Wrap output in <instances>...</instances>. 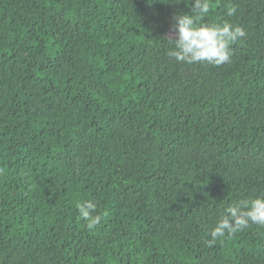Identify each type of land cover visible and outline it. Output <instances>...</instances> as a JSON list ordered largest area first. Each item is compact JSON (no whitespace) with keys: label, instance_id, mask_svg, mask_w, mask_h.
I'll list each match as a JSON object with an SVG mask.
<instances>
[{"label":"trees","instance_id":"trees-1","mask_svg":"<svg viewBox=\"0 0 264 264\" xmlns=\"http://www.w3.org/2000/svg\"><path fill=\"white\" fill-rule=\"evenodd\" d=\"M191 3L0 0V264H264V227L206 244L264 194V0H212L220 66L167 55Z\"/></svg>","mask_w":264,"mask_h":264},{"label":"clouds","instance_id":"clouds-1","mask_svg":"<svg viewBox=\"0 0 264 264\" xmlns=\"http://www.w3.org/2000/svg\"><path fill=\"white\" fill-rule=\"evenodd\" d=\"M212 0H192L191 12L175 17L173 37L168 40L171 46L167 51L170 58L188 64L207 63L220 66L229 62L231 46L246 36L243 27L233 25L229 20L202 22L212 10ZM236 14L234 6H228L226 16ZM80 216L87 222L89 231L101 223L102 215L95 214L97 204L85 200L77 204ZM255 224L264 227V194L255 198L241 199L225 208L221 218L210 231L207 246L212 247L218 239L232 237L237 232Z\"/></svg>","mask_w":264,"mask_h":264},{"label":"rangeland","instance_id":"rangeland-1","mask_svg":"<svg viewBox=\"0 0 264 264\" xmlns=\"http://www.w3.org/2000/svg\"><path fill=\"white\" fill-rule=\"evenodd\" d=\"M168 34L172 35L173 34V26L170 27V29L168 30Z\"/></svg>","mask_w":264,"mask_h":264}]
</instances>
